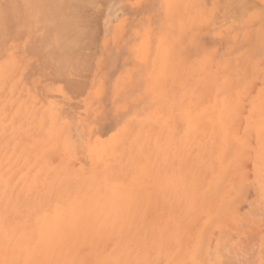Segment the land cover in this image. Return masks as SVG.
<instances>
[{"label":"rangeland","instance_id":"obj_1","mask_svg":"<svg viewBox=\"0 0 264 264\" xmlns=\"http://www.w3.org/2000/svg\"><path fill=\"white\" fill-rule=\"evenodd\" d=\"M19 1L0 0V213L35 225L100 208L142 221L186 192L208 259L192 249L200 226L179 225L175 263L264 264V0H81L71 11L48 0V32L3 10ZM194 178L221 197L206 200Z\"/></svg>","mask_w":264,"mask_h":264},{"label":"bare ground","instance_id":"obj_2","mask_svg":"<svg viewBox=\"0 0 264 264\" xmlns=\"http://www.w3.org/2000/svg\"><path fill=\"white\" fill-rule=\"evenodd\" d=\"M67 1L69 2V6H68L67 10L68 11H71L73 4L75 2H79L81 0H67ZM82 2H84V0ZM8 3H7V5H5V8L3 10L6 13H8V14L9 13H12V14L14 13L15 15L17 14L18 17H19L18 18L19 19L18 20V24H20L21 22H23L26 28H31L32 29V28L40 27L41 29H44L45 32H48L49 31L48 27L50 26V23H51L49 16L51 14V11H50V5L48 3V0H20L19 1V4L17 3V5H12V6H11V4L8 5ZM244 3H246V2H244ZM9 15L11 16V14H9ZM5 17H8V16H5ZM4 20H5V18H4ZM23 23H22V25H23ZM4 25L6 27L7 32L8 31H11V29L14 28V26L13 27L12 26L10 27V25H12V24L8 20H5V24ZM26 28H24V30ZM15 31H17V30L15 29ZM20 33H24V31L22 30ZM10 35H12V34H10ZM196 92H198V91H196ZM3 93H4V91H3ZM3 93L1 92V94H3ZM16 99H18V98H16ZM27 100L28 99H26V101ZM22 104H24V103H22ZM13 122H14V119H13ZM210 126H211V124H210ZM197 127H198V125H197ZM197 127H194V128H197ZM233 127H236L235 124H234ZM209 129H211V128H209ZM221 129H222V127H221ZM186 130H188V129H186ZM231 130H234V129H231ZM221 132H222V130H221ZM28 133H30V132H28ZM229 133H230V131H229ZM228 134H227V136H228ZM53 135H54V133H53ZM55 135H56V133H55ZM53 137H55V136H53ZM197 137H199V135L196 136L195 138H197ZM211 137H213V136H211ZM245 142H243V143L245 144ZM20 144H21V142H20ZM216 147H214V148H216ZM198 148H197V150L199 151ZM200 148H201V146H200ZM25 149H24L23 152H25ZM211 151H213V150H211ZM206 154L203 155V157L206 156ZM42 156H44V154ZM210 156H212V155H210ZM21 157H22V155H21ZM199 158H200V156H199ZM213 160H214V158H213ZM210 161H211L210 164H212V160H210ZM204 163H206V162H204ZM217 163H219V162H217ZM224 163H225V161H224ZM216 165H218V164H216ZM216 165H215V167H216ZM219 165H220V163H219ZM231 167H230V169H231ZM225 170H226V168H225ZM214 172H215V170H214ZM223 172H221V173H223ZM224 177H225V174L223 175V179H224ZM16 179H17V177H16ZM49 179H50V177H49ZM199 179H201V178H194V183H196V185H199V183H200V180ZM223 179H221V180H223ZM3 181H4V178H3ZM232 181H234V179ZM10 182H11V180H10ZM244 183H246V182H244ZM13 184H14V182H13ZM202 184H203V182H202ZM39 185H41V184H39ZM203 185L205 186V187L203 186L204 187L203 197L206 198V200L208 199V197L210 196V194L212 192L214 193V196L215 197H218V198L221 197V193H220L221 191H220V188H219L220 187V184H219V186L217 184L216 187H214V190L215 191L212 189L211 186H213V185L211 183L209 184V182H207V183H205ZM45 186H47L46 183H45ZM17 187H15V188H17ZM35 187H37V186H35ZM122 187H124V186H122ZM199 187H200V185H199ZM203 187H200V188H203ZM119 190H118V192H119V195H120V191ZM132 190H133V188H132ZM195 190L197 191V187H196ZM232 190H230V191H232ZM33 191H34V189H33ZM199 192L201 193L200 190H199ZM117 195H118V193H117ZM205 195H206V197H205ZM37 197H38V194H37ZM197 198H198L197 195H190V194H187L186 192L185 193H181V205L179 207H177L175 209H171V210H167V209H161L160 210L158 208L157 209H154V210L150 209L147 212H144V213H142L140 215V217L142 218V221H140V219L138 217L139 214L137 215L136 214L137 212H133V210H132V212H129V211L123 212V211H119V210L117 211L116 209L115 210H110L109 209V210H102V211H100L101 210L100 208H99L100 210L97 209V211H92V209H90V211H87V210H89V208L87 210H85V209L82 210V208H81V211L80 210L78 211V209L76 207L77 211H75V210L74 211H70L69 213L66 214L67 216L65 215L66 218L68 217L67 218L68 219V222L70 221L71 223L60 222V221H59V223H53V221H52V223H48V221L51 222V220H52V219H50L48 217L49 220L47 222H40V223L35 224V225L34 224L29 225V224H25L23 222H20L19 220H23V219H22V217L21 218L19 217L20 219L17 220V218H18L19 215L18 216L16 215L17 216L16 219H14L16 216L13 217V219H12L10 217L11 214H9V215L7 214L9 216L8 217L9 220L7 219V221H8L7 222L6 221V216L7 215L5 216L4 213H0V264H161L162 263L161 261L163 259H165V258H168V260H167V263L168 264H177V263H175L176 257L174 256V252H172V248H174V245H172V243L174 242V239L175 240L177 239V235L179 234V232L182 231V229H181L182 227L181 228H179V227L182 225L183 228L185 226L186 227L189 226V228H190V227H192V225L194 226L196 224H198L200 226V230L197 232V235L191 230L195 234V238H196V240H194L196 242L194 243V247L192 249L195 252L198 253L197 254L198 258L203 261V259L205 260V254L204 253H206L205 251H203L204 247H206V245L203 247V243L206 244L205 238L208 237L207 234H209V233L208 232L206 233V230L208 229L207 228L208 226H206L207 223L200 217V214H198L199 210H197V208L199 207L198 209H200V206L199 205L196 206L198 204ZM218 198H216V199L218 200ZM222 198H223V196H222ZM222 198H221V200H222ZM86 199H88V198H86ZM120 199H122V198H120ZM80 200H81V198H80ZM217 200H215V201H217ZM120 201H117V202H120ZM82 202H84V200ZM196 202H197V204H196ZM212 202H210L211 204L209 205L211 207H213L212 206ZM76 204H77V201H76ZM215 204H216V202H215ZM220 204H221V201H220ZM130 205H131V203H130ZM142 205H140V206L142 207ZM205 205L206 204H204L203 206H205ZM254 205H256V204H254ZM80 206H78V207H80ZM195 206H196V208H195ZM214 207H213V209H214ZM113 208H115V206ZM113 208L111 207V209H113ZM116 208H118V207H116ZM119 208H120V206H119ZM36 209L33 210L34 211L33 213L35 215H36V212H35ZM203 209H205V207ZM43 210H45V209H43ZM25 211H27V210H25ZM36 211H38V209ZM40 211H38V212L40 213ZM38 212H37L36 217L38 215H40V214H38ZM16 214H19V211H17ZM20 214H21V212H20ZM31 214L32 213H30V217H31ZM53 214H56V213H53ZM60 214H61V216H63L62 213H60ZM222 214H220L218 211H215V212L213 211V215L216 216L215 219L219 218V220H221L222 219V217H221ZM35 215H33V216H35ZM45 215H46V213L44 214V216ZM33 216H32L31 219H34ZM49 216L52 217L54 215L51 216V214H50ZM56 216H57V214H56ZM214 216H213V218H214ZM240 216H242V215H240ZM40 217L41 216H39V219H38L39 221H41L40 220L41 219ZM65 217H63V218H65ZM223 217H224V215H223ZM225 217H226V219H228L227 216H225ZM213 218H212V220H213ZM10 219H11V221H10ZM236 220H241V218H238ZM12 221H14V222L11 223ZM235 221H234V223H235ZM237 222L238 221H236V223ZM31 223H33V220H32ZM149 223H151V224L153 223L152 226H150ZM211 223H214V222H211ZM220 223H221V221H220ZM147 224H149V225H147ZM222 224H224V223H222ZM235 224H233V226ZM214 226H215V224H214ZM186 229H188V227ZM186 229H183V230H186ZM190 229H189V231H190ZM213 229H215V228L213 227ZM213 229H211V231ZM217 232H219V231H217ZM216 236H217V234H216ZM12 238H14V239L16 238L15 242H13V243H12V240H11ZM182 238H184V234H183V237ZM145 239H147V241H149L148 244H147V242H145ZM216 239H217V237H216ZM10 240H11V242H10ZM177 241L178 240H176V244H177ZM223 242H225V241L223 240ZM181 244L183 245V242ZM182 245H180L181 247L179 246L180 248H182V249L179 248L181 253H182L183 247L185 246V243H184V246H182ZM184 250H185V247H184ZM211 254H212V252L210 251V256H209L210 258L213 255V254L212 255ZM156 255L159 256L158 260L155 258ZM160 255L164 256L163 259H160L161 258ZM206 257H207V255H206ZM215 257H216V255H215ZM224 257H225V255H224ZM198 258H195V259H198ZM207 259L208 258H206L205 261H207ZM223 260H221V261H223ZM213 261H215V259ZM226 262H227V260H226ZM194 263L196 264V262H194ZM178 264H180V263H178ZM199 264H207V262H203V263L202 262H199Z\"/></svg>","mask_w":264,"mask_h":264}]
</instances>
